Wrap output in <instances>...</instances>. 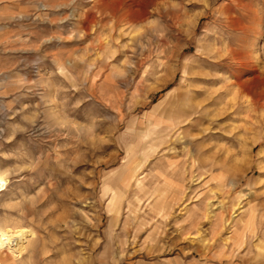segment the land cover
Returning <instances> with one entry per match:
<instances>
[{"label":"rangeland","instance_id":"1","mask_svg":"<svg viewBox=\"0 0 264 264\" xmlns=\"http://www.w3.org/2000/svg\"><path fill=\"white\" fill-rule=\"evenodd\" d=\"M202 7L188 5L189 10ZM224 7L234 11L235 3L229 0ZM163 11L160 0H0V152L11 157L5 160L0 156V163L31 161L36 165L30 175L41 179L29 183L23 192L33 198L35 211L49 230L55 229L58 234L61 229L67 231L63 228L65 221L80 219L74 209L95 210L79 199L92 189L77 187L76 179L83 168L90 171L93 166L67 162L75 153L63 145L75 141L58 135L68 129L55 127L61 120L59 104L47 102L52 98L59 101L65 94H57V88L70 87L73 77L98 101L113 95L105 75L96 78L97 68L92 63L102 65L98 57L112 39L122 44L137 39V32H127L125 25L138 27V23ZM210 19L208 15L200 17L189 39L173 17V29L183 40L173 41L172 48L160 43L163 54L159 60L166 62L163 74L159 80L144 78L142 98L133 118L117 126L118 147L110 146L114 150L109 151L107 163L101 165L106 172L105 196L116 194L110 197L108 211L100 214L99 226L90 229L101 239L96 264H114L125 241L128 254L120 264H239L223 256L211 257L213 253L231 251L240 240L246 244L253 231L259 236L264 230V155H259L264 150V70L242 66L237 76L214 70L225 63L229 54L219 44L206 46V41L198 40ZM73 23V31L86 33L83 40L55 39L66 35ZM46 37L53 39L42 44ZM24 61L32 63L25 67ZM36 65L40 66L38 74L31 71ZM23 105H28L24 111ZM36 105L45 111L35 125H27L23 117ZM178 120L188 121L182 125L185 131L211 129L201 137L208 145L202 151L193 147L187 157L182 151L166 153L169 160H179L184 166L186 183L171 172L165 174L157 165L160 152H165L160 145ZM16 125L27 126L29 132L15 131ZM36 129H40L42 138L38 144H30L28 137ZM227 164H234L235 178L222 170L221 166ZM150 170L158 173L156 181L145 180L137 188L136 180ZM129 179L131 187L125 189ZM99 180L98 174L88 177V182H97V188ZM227 185L233 186L232 191L224 194L220 189ZM237 193L241 194L238 200ZM169 209L166 221L157 218V210L167 215ZM17 215L11 207L0 208V226L10 227L9 217ZM161 223L166 231L152 244ZM79 239L76 248L85 243L84 237Z\"/></svg>","mask_w":264,"mask_h":264},{"label":"clouds","instance_id":"2","mask_svg":"<svg viewBox=\"0 0 264 264\" xmlns=\"http://www.w3.org/2000/svg\"><path fill=\"white\" fill-rule=\"evenodd\" d=\"M71 2L75 3V0H71ZM160 2L164 6L162 13L153 15L143 23H138V27L137 25H125L127 32H137L135 41L122 44L119 39H112L110 43H107L103 55L98 57L103 61L102 65L97 67L94 62L92 63V67L97 68L96 78L104 74L105 82L111 87L113 95L103 101H98L94 96L89 95V89L77 84V78L73 77L69 80L70 87L60 85L57 88V94L61 92L65 94L59 101L52 98L47 102L49 105L59 104L61 120L55 124V127L68 129L66 133H58V135H67L75 141L73 144L63 145L65 148L71 147L75 153L69 157L67 162L73 165L93 166L90 171L88 167L83 168L81 175H78L76 179L79 181L77 187L83 185L92 189L91 193H86L79 199L84 205H91L95 211L82 212L80 209H74V213H79L80 219H72L70 223L65 221L63 228L67 231L61 229L58 234L55 229L49 230L48 226L43 224L40 213L35 211L33 198L25 196L23 192L29 183H35L41 179L39 175H30L36 171V165L31 161L8 165L0 163V208L11 207L12 211L18 213L15 217H9L10 227L0 226V240L4 242L0 245V264H96L99 256L96 249L100 245L101 239L99 233L92 232L90 229L99 226L100 214L108 211L110 197L116 194L110 193L109 196H105L103 178L106 172L101 165L107 163L106 157L109 151L114 150L110 146L118 147L117 126L122 121H126V118L132 119L135 114L136 107L142 98L141 90L145 83L144 78L152 77L159 80L160 75L163 74L161 69L166 67V62L159 60V56L163 54V49L159 47L160 43L167 44L169 48H172L174 47L173 41L183 40V37L173 29V17L178 22L177 26L185 31L189 39L194 34V28L199 18L205 15L211 17L209 23L202 29V35L198 37V40L206 41V46L219 44L229 54L225 63L216 65L214 70L233 76H237L242 71V66L264 70V0H238V2L233 0L234 11H229L224 7V4L229 3V0H224V3H221L220 0H160ZM188 5H202L203 7L199 10H189ZM74 27L73 23L69 26L66 35L57 36L55 39L83 40L86 33L82 30L73 31ZM52 39L53 37H46L41 43H48ZM153 41L157 43L154 45ZM154 48L156 51H153ZM197 51L202 52L201 49ZM145 52L148 55H145ZM153 56H156L157 59L152 60ZM30 63L32 62L24 61L25 67H28ZM184 63L188 64L189 60L185 59ZM31 71L38 74L40 66H33ZM20 79L23 80L22 77ZM27 108L28 105H23L21 110L24 111ZM44 111V108L36 105L35 110L23 119L27 125H35ZM72 114H75L78 119H74ZM185 123L188 121L178 120L169 128L167 136L160 145L165 148V152H160V159L157 160V165L163 169L165 174L171 172L182 183L187 182L184 181V176L187 175L184 166L180 164L179 160H169L166 153L182 151L187 157L191 154L193 147H198L202 151L208 145L201 140V137L211 130L205 127L185 131L182 129V125ZM15 131L29 132V128L16 125ZM15 131L13 135H15ZM41 138L40 129H36L28 137V142L35 145L40 142ZM177 144L180 145L179 148ZM57 155L59 156V150H57ZM259 155H264V150ZM0 156H3L5 160L11 159L3 152H0ZM146 163L147 161H145ZM193 165H195V161H193ZM221 167L224 172L235 178L234 164ZM261 170L264 171V167ZM94 174H98L100 177L99 188L96 187L97 182H88V177ZM204 174L208 175L209 171L205 170ZM157 176V172L150 170L144 177L136 180V187L141 188L145 180L156 181ZM131 179H135V177ZM131 179L124 184L125 189L131 187ZM232 187L231 185L222 186L220 190L224 194H228L232 191ZM123 195L124 193L121 192V198ZM145 198L147 199V197ZM212 198H215V193H212ZM240 198L241 194L237 193L236 199ZM9 201L13 203L10 205ZM157 211V218L162 217L164 221L171 214L170 209L167 215L164 211ZM180 226V224L176 225L178 228ZM21 228L26 229L28 237L22 245L15 246L13 242L16 239L17 231ZM157 228L161 230L157 232L156 239L150 241L152 244H156L159 237L164 234L166 225L161 223L157 225ZM94 236L95 239H93ZM80 237L85 238V243L76 248V245L81 243ZM134 240L135 237H133V247H135ZM127 245L128 242L125 241L118 256L114 257V264H120V261L128 254ZM161 247L163 246L161 245ZM54 253L55 255H53ZM221 256L229 261L238 260L239 264H257V262L264 261V230L260 232L259 236L253 231L248 236L246 244L240 240L234 244L231 251L226 253L222 251L220 254L213 253L211 259H220Z\"/></svg>","mask_w":264,"mask_h":264},{"label":"bare ground","instance_id":"3","mask_svg":"<svg viewBox=\"0 0 264 264\" xmlns=\"http://www.w3.org/2000/svg\"><path fill=\"white\" fill-rule=\"evenodd\" d=\"M7 235V233H5ZM27 239L26 232L24 229H19L16 233V239L14 240V245L19 246L22 245ZM4 242L0 240V245H2Z\"/></svg>","mask_w":264,"mask_h":264}]
</instances>
